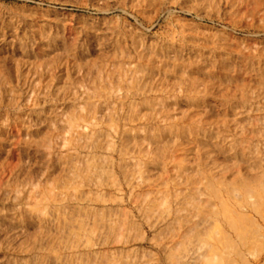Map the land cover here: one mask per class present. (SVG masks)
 Here are the masks:
<instances>
[{"label":"rangeland","instance_id":"obj_1","mask_svg":"<svg viewBox=\"0 0 264 264\" xmlns=\"http://www.w3.org/2000/svg\"><path fill=\"white\" fill-rule=\"evenodd\" d=\"M0 264H264V0H0Z\"/></svg>","mask_w":264,"mask_h":264},{"label":"bare ground","instance_id":"obj_2","mask_svg":"<svg viewBox=\"0 0 264 264\" xmlns=\"http://www.w3.org/2000/svg\"><path fill=\"white\" fill-rule=\"evenodd\" d=\"M195 85H193V87H194ZM195 88V90H198L197 88H196V86L194 87ZM143 95H145L144 93L143 94H139V93H135L134 94V97H141V99H143L144 100V98L146 97V95L145 96H143ZM100 97L102 96V95H99ZM102 98V97H101ZM103 110V106L101 105H96V103L95 102H89L88 103V116L89 117H92L94 114H96L98 111H102ZM128 139V138H127ZM95 145H97L98 144V138L97 137H95L94 138V140L92 141ZM88 183V182H87ZM71 222V221H70ZM42 224H44V223H42ZM59 225V224H58ZM63 225V224H62ZM61 225V227H63L60 231H63L64 230V225L62 226ZM65 225H67V224H65ZM68 226V225H67ZM67 226H65V230L67 229ZM58 230H59V226H58ZM58 230H56L57 232H58ZM67 231V230H66ZM66 231H65V233H66ZM64 232V231H63ZM59 234H62V232H60Z\"/></svg>","mask_w":264,"mask_h":264}]
</instances>
